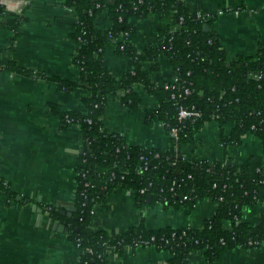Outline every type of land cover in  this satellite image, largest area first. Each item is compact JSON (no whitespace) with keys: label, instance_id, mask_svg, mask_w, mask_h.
I'll return each instance as SVG.
<instances>
[{"label":"trees","instance_id":"1","mask_svg":"<svg viewBox=\"0 0 264 264\" xmlns=\"http://www.w3.org/2000/svg\"><path fill=\"white\" fill-rule=\"evenodd\" d=\"M60 3L76 14L70 37L77 45L73 63L79 71L80 83L51 80L67 92L81 87L86 95L81 98L83 111L49 105L64 130L79 133L81 152L75 157L72 217L60 216L53 205H44L43 209L51 219L65 225L67 239L78 245V264H108L109 249L122 252L135 245L167 251L171 256L169 264H187L193 251L202 253L205 264H215L227 249L259 247L264 242V220L251 224L242 219L241 213L245 208L264 207V48L254 56L230 59L217 35L204 30L212 18H197L183 0H60ZM102 13L111 22L110 28L103 33L95 32V20ZM154 14H158L156 44L139 51L133 42L137 35L134 22ZM23 20L0 4V30L16 35ZM121 35H125V41H119ZM113 40L119 41L114 53L128 60L122 79H115L104 63V53ZM160 58L169 63L178 86L188 90L189 94L182 99L171 98L180 92L176 85L165 90L152 81L150 72L159 70ZM5 70L32 74L14 63H9ZM254 74L261 77L253 78ZM141 93L157 104L150 111L143 110L144 123L151 126L159 122L167 134L177 130L167 149L129 146L119 133L103 130L102 117L109 97L118 96L121 105L133 112L142 109ZM180 106H194L200 117L179 122ZM210 122L218 124L221 145L239 147L243 135L248 133L259 140L262 153L249 157L243 165L231 160L210 163L183 157L181 146H194L196 137ZM226 125L231 126L227 135L223 132ZM9 186L0 179V190L8 200L15 199ZM118 189L130 192L140 209L155 203L165 208L193 209L197 203L208 200L216 204V210L201 228L148 230L141 220L112 236L92 227L91 212ZM141 190H145L144 194H140Z\"/></svg>","mask_w":264,"mask_h":264},{"label":"crops","instance_id":"2","mask_svg":"<svg viewBox=\"0 0 264 264\" xmlns=\"http://www.w3.org/2000/svg\"><path fill=\"white\" fill-rule=\"evenodd\" d=\"M183 1L192 13L212 18L209 31L217 35L230 59L254 56L264 48V0ZM0 4L24 18L16 35L0 30V179L16 195L8 200L0 190V264H78L79 251L67 239L65 230L61 233L53 229L54 222L63 223L51 219L43 209L44 205H53L65 218H71L74 212L66 209H74L75 157L81 140L76 130L62 128L49 105L84 110L83 88L67 92L51 80L80 83L73 63L77 45L70 37L76 14L65 10L60 0H0ZM157 22L158 14L134 22L137 35L133 42L137 50L156 44ZM110 25L102 13L95 20L94 31L103 33ZM9 63L33 75L6 71ZM104 63L115 79L124 77L128 60L114 53L113 47L106 49ZM150 76L155 84L163 86L172 81L174 73L169 63L160 58L159 70L151 71ZM141 94L142 109L133 112L121 105L118 96L109 97L102 117L103 130L119 133L129 146L167 149L172 137L162 125L155 122L148 126L143 121V110H151L156 102ZM230 129L226 125L223 132L227 135ZM205 131L209 137L204 136ZM218 135L217 122L206 124L194 146H181L182 156L209 162L231 160L243 165L249 157L262 153L259 140L248 133L243 135L239 147L222 146ZM215 210L210 201H201L193 209L165 208L160 203L140 209L130 192L118 189L106 203L93 208L91 225L112 236L141 220L148 230L201 228ZM241 215L244 221L257 224L264 220V208H245ZM109 250L108 264H169L171 257L167 251L153 247ZM187 264H205L202 253L191 252ZM215 264H264V242L252 249H227Z\"/></svg>","mask_w":264,"mask_h":264},{"label":"built area","instance_id":"3","mask_svg":"<svg viewBox=\"0 0 264 264\" xmlns=\"http://www.w3.org/2000/svg\"><path fill=\"white\" fill-rule=\"evenodd\" d=\"M67 11H71V10H67ZM71 12H73V11H71ZM74 13V12H73ZM196 17L197 18H199V19H211L210 17H208V16H205V15H202L201 13H199V12H197L196 13ZM121 21V20H120ZM179 21L180 22H182V18H180L179 19ZM125 35H121V37L119 38V41H125V39L123 38ZM109 38H111V36L109 37ZM118 40H113V43H112V45L110 46V47H113V49L116 47V45H117V42H119ZM261 76L259 75V76H256L255 74L253 75V78H256V79H259ZM178 78H177V76H176V74H174V77H173V79H172V81L170 82V83H167V84H165V85H163V86H160V87H162L163 89H165V90H168L169 88H171L172 86L174 87V85H176L177 86V88L180 90V92H179V94L176 96V98H175V96L174 95H172L171 96V98L172 99H178V100H180V99H182L185 95H187V94H189V92H188V90L186 89V88H184L183 86L180 88L179 86H178ZM157 85V84H156ZM159 86V85H158ZM155 107H157V104L155 105ZM154 107V108H155ZM154 108H152V109H154ZM151 109V110H152ZM150 111V110H149ZM200 117V113L198 112V111H196V109H195V107L194 106H192V107H183V106H180L179 108H178V113H177V120L179 121V122H182V121H186V120H189V119H193V120H196V119H198ZM161 124V123H160ZM162 125V124H161ZM162 127H163V125H162ZM105 132V131H104ZM106 133V132H105ZM168 135H170L172 138H176V135H177V130L176 129H172L171 131H170V134H168ZM223 146V145H222ZM199 161H202V160H199ZM206 162H207V160H205ZM209 162V161H208ZM211 163V162H210ZM137 173H141L140 172V170H137ZM172 191V190H171ZM144 192H145V190H141L140 191V194H144ZM222 200V198H219V201H221ZM204 201H208V200H204ZM198 204V203H197ZM196 204V205H197ZM215 204V203H214ZM195 205V206H196ZM194 206V207H195ZM215 206H216V204H215ZM258 206V205H257ZM193 207V208H194ZM261 207H263V206H261ZM264 208V207H263ZM92 211H93V209H92ZM93 212H91V214H92ZM184 229V228H183ZM250 245L252 244V243H249ZM75 247L78 249V251H79V253H80V249H79V247H78V245H75ZM135 247H140L139 245H135ZM134 247V248H135ZM87 252H90V249H87L86 250ZM110 250H108V252H109ZM111 251H114L113 249H111Z\"/></svg>","mask_w":264,"mask_h":264},{"label":"water","instance_id":"4","mask_svg":"<svg viewBox=\"0 0 264 264\" xmlns=\"http://www.w3.org/2000/svg\"><path fill=\"white\" fill-rule=\"evenodd\" d=\"M204 30L205 31H209V26L208 25H205L204 26ZM81 152V151H80ZM149 200L151 199V197H149L148 198ZM66 211H69V212H73L74 211V209L73 208H67L66 209ZM62 214V213H61ZM68 216H69V214H68ZM39 217L40 216H38V219H39ZM53 229H56L57 231H59V232H64V230H65V225L64 224H59V223H57V222H54V224H53Z\"/></svg>","mask_w":264,"mask_h":264},{"label":"rangeland","instance_id":"5","mask_svg":"<svg viewBox=\"0 0 264 264\" xmlns=\"http://www.w3.org/2000/svg\"><path fill=\"white\" fill-rule=\"evenodd\" d=\"M204 136L209 137V132H208V131H205V132H204ZM207 142L210 143V141H206L205 143L207 144Z\"/></svg>","mask_w":264,"mask_h":264}]
</instances>
